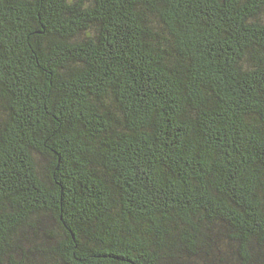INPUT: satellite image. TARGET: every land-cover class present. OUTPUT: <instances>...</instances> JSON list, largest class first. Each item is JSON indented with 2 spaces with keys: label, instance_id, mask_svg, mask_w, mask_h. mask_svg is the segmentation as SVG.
<instances>
[{
  "label": "trees",
  "instance_id": "1",
  "mask_svg": "<svg viewBox=\"0 0 264 264\" xmlns=\"http://www.w3.org/2000/svg\"><path fill=\"white\" fill-rule=\"evenodd\" d=\"M0 264H264V0H0Z\"/></svg>",
  "mask_w": 264,
  "mask_h": 264
}]
</instances>
